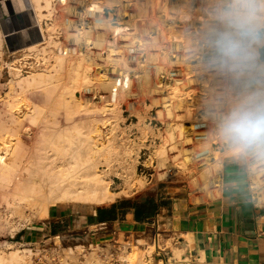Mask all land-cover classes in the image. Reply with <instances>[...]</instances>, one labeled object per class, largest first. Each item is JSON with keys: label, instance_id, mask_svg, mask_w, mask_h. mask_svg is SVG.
Wrapping results in <instances>:
<instances>
[{"label": "rangeland", "instance_id": "obj_1", "mask_svg": "<svg viewBox=\"0 0 264 264\" xmlns=\"http://www.w3.org/2000/svg\"><path fill=\"white\" fill-rule=\"evenodd\" d=\"M89 1L18 0L15 8L22 11L15 16L18 25L31 24L32 29L18 39L13 35V46L0 41V153L9 152L0 161V264H27L28 254L17 242L22 236L42 240L33 252L44 259L58 261L69 252L50 235L58 232L41 229L53 206L93 213L112 203L127 209L134 202H155L160 192L165 205L169 191L196 201L218 193L215 184L223 159L237 152L227 145L218 149L208 138L193 142L185 138L189 123L199 117L192 115L184 99L194 80L176 77H207L208 108L224 114H215L212 122L219 118L223 122L241 105L264 102V71L258 65L264 63V41L253 45L254 59L243 67L232 68L214 58L209 37L223 28L218 20L221 0H196L197 5L98 0L104 11L102 6L89 11ZM170 96L172 106L167 107ZM128 114L141 129L138 136L120 132ZM151 114L163 122V133L148 124ZM61 132L76 134L80 138L76 145L81 143L63 157L49 141ZM191 145L192 151L187 149ZM83 148L86 155L79 160ZM85 161H94L105 171L111 190L127 188L129 194L102 204L57 198L60 193L46 180L52 167ZM127 237L130 248H122V257H115L120 260L112 264H129L126 256L133 253L130 264H180L183 252L193 248L191 236L180 240L165 224L128 232L121 241ZM97 254L106 252L99 248ZM78 261L73 252L63 264Z\"/></svg>", "mask_w": 264, "mask_h": 264}, {"label": "crops", "instance_id": "obj_2", "mask_svg": "<svg viewBox=\"0 0 264 264\" xmlns=\"http://www.w3.org/2000/svg\"><path fill=\"white\" fill-rule=\"evenodd\" d=\"M5 1L0 0V41L13 46L11 32L22 25L15 15L8 14ZM249 179L246 156L230 153L223 159L221 185L214 197L196 201L169 191L165 196H169V204L165 205L160 192L155 211L148 216H137L136 212L147 200L134 202L127 209L112 203L97 207L93 213L53 206L41 229L75 230L105 220L113 230L105 237L108 239L124 238L128 232L141 231L150 224H165L180 240L192 237L194 247L189 250L188 264H264V202L252 199Z\"/></svg>", "mask_w": 264, "mask_h": 264}, {"label": "built area", "instance_id": "obj_3", "mask_svg": "<svg viewBox=\"0 0 264 264\" xmlns=\"http://www.w3.org/2000/svg\"><path fill=\"white\" fill-rule=\"evenodd\" d=\"M62 3H64L66 0H58ZM174 3H185V4H195L197 5L199 2L196 0H175ZM91 5V6H90ZM102 6V10L104 11V6L102 3L98 0H90L88 3V8L91 7L89 11H98V7ZM95 7V9H93ZM123 29V28H122ZM187 76V75H186ZM195 78L189 79V77L179 78L176 77V81H188L191 82L194 80V82L189 87L188 93L184 96V99L186 100L185 103L189 108L192 110V115L199 117L194 118L189 123V130L185 132L186 139L189 141H194L195 139L200 138H208L210 139L212 146L216 145L215 147L218 149L224 148L226 145H228V142L221 136L220 134V125L222 122H219L216 119V122H212L210 118L217 112L212 113L211 110L208 108V100H209V94H208V79L205 78L203 74L200 75H194ZM173 79V78H172ZM128 81V77L125 76V82ZM193 84H196L197 86H192ZM199 89L201 90V93H198V91H195ZM207 101V102H206ZM165 102L168 103L167 107L172 106L173 99L168 97ZM224 117L223 111L218 112L217 116ZM218 116V117H219ZM133 114H128L125 117V120L121 122L122 126V132L123 135H129L132 136H138L141 134L140 127L137 126V123L132 122ZM148 124H150L154 127V130H156L157 133H163V122L157 120L156 116L150 115L147 118ZM155 140V139H154ZM157 140V139H156ZM150 146L152 145L149 143ZM193 145L188 146L187 149L193 150ZM142 149H148V147L143 146ZM246 156L247 159V169L248 174L250 176L249 179V191L252 199H254L257 202H264V154L261 153H251L246 154L242 153ZM192 155V154H190ZM194 157V155H193ZM141 164V162H140ZM147 165V164H144ZM220 184H215V186H219ZM113 232L111 229L110 224L108 221H99L95 224L86 225L84 227L75 229V230H62L58 231V233H55V235L50 234L54 238H59L58 240L65 244V248L69 249L68 253L63 252V257L56 261V258L49 257V258H43L42 254L35 255V251L33 252L34 245L36 242L40 241H33V240H25L24 237H21L19 242V246H22L26 250V255L28 260L27 264H63L65 261L69 260V256L73 252H77L79 261L78 264H112L114 261H119L120 258L115 257H122L119 255V253L122 251V248H130V245L132 242L128 240V237L122 242L121 238H105ZM102 237V238H101ZM102 239V240H101ZM101 240V241H99ZM44 243L45 240L43 241ZM54 243L55 240H54ZM57 245V244H56ZM74 247V248H73ZM81 248V252H79L77 249ZM83 248V249H82ZM99 248H103L106 252V254H103L101 256H98V250ZM91 253V256L87 255L88 253ZM31 254V255H30ZM76 254V253H75ZM55 260V261H54Z\"/></svg>", "mask_w": 264, "mask_h": 264}, {"label": "clouds", "instance_id": "obj_4", "mask_svg": "<svg viewBox=\"0 0 264 264\" xmlns=\"http://www.w3.org/2000/svg\"><path fill=\"white\" fill-rule=\"evenodd\" d=\"M218 20L223 28L209 37L214 58L232 68L251 62L253 45L264 41V0H221ZM220 134L237 153L264 154V102L234 109Z\"/></svg>", "mask_w": 264, "mask_h": 264}, {"label": "bare ground", "instance_id": "obj_5", "mask_svg": "<svg viewBox=\"0 0 264 264\" xmlns=\"http://www.w3.org/2000/svg\"><path fill=\"white\" fill-rule=\"evenodd\" d=\"M90 9H91V7H90ZM93 9H95V7H93ZM254 50H255V52H257V47H255ZM58 58L60 60V57L58 56L57 61H58ZM258 65H259V69L264 71V63H258ZM259 93H260V91H259ZM71 106H72V104H70L68 102L67 107H71ZM74 127H75V125H74ZM74 129H76V128H74ZM74 133H76V132H74ZM77 133H78V131H77ZM79 134H81V133L79 132ZM68 135L69 134L61 132V133H56L54 135L55 138L53 136H52V138L50 137L51 140H49V141H51V143L55 145L56 151H60L61 156L64 153L66 154V150H68V149L72 150L73 148H76V149H77V147L80 148L81 143L79 146L76 145V143L79 144L80 138H77L76 134L70 135V136H68ZM91 137L92 136H90V138L87 137V139H89V141H90L92 139ZM75 138H77V139H75ZM82 140H84V139H82ZM67 143H69V144H67ZM52 147H54V146H52ZM67 152H69V151H67ZM234 152H236V151H234ZM7 153L9 154L8 149L7 150L5 149L4 153L3 152L0 153V161L6 160L5 159L6 157L4 155ZM68 154H70V153H68ZM80 154L81 155L77 156L79 158V160H80L81 156L83 158V156L86 155V150L84 149ZM70 156H74V154L73 155L70 154ZM75 156H76V154H75ZM57 157H59V156H57ZM65 158H66V155H65ZM73 164L74 165H71L70 167H65V168H60V169H56V165H58V164H56L54 167H52V171H50L47 174L48 176H47L46 180L50 184V189L52 191L57 190L60 193L59 196H57V198H63L64 200H67V201H81V202H87V203H92V204H102V203L113 201L117 197H120L122 195L127 196L129 194L130 191H128L129 189L127 190V188H124V189L121 188L120 191L111 190L110 179L109 180L107 179L108 175L106 176L105 171L98 169L97 164L94 161L93 162L92 161L91 162L85 161V162H81L79 164H75V163H73ZM77 167L79 168L78 170H77ZM72 168H75V170L73 171ZM69 169H72V170H69ZM48 170L49 169H47L46 171H48ZM221 171H222V169H221ZM44 176H45V174H44ZM123 178L125 179L126 176ZM129 180L130 179H128L127 181H129ZM124 182L126 183V181H124ZM131 184H132V182H131ZM193 247H194V244H193ZM183 253H184V254H182L183 256H181L182 257L181 262L183 264H188V261L191 258L190 255L188 254L189 251L185 250ZM126 255H128V253ZM150 255L152 256V254H150ZM132 256H133V258L136 257L135 253L130 255L128 258L130 259V257H132ZM128 258L126 256L125 260L127 262H129V264H130L131 261H129ZM149 259H152V258L149 257Z\"/></svg>", "mask_w": 264, "mask_h": 264}, {"label": "water", "instance_id": "obj_6", "mask_svg": "<svg viewBox=\"0 0 264 264\" xmlns=\"http://www.w3.org/2000/svg\"><path fill=\"white\" fill-rule=\"evenodd\" d=\"M18 0H6L4 2V4H6L7 6V9H8V14H13L15 16H19V14L22 13L21 9H17L15 8V3L17 2ZM23 10V9H22ZM20 11V12H19ZM28 29H32V25L29 24L27 26H24L22 25L21 27L19 28H16L15 30H13L11 33H14V37L16 36V38H21L22 36H24L25 34V31H27ZM22 44V43H21Z\"/></svg>", "mask_w": 264, "mask_h": 264}, {"label": "trees", "instance_id": "obj_7", "mask_svg": "<svg viewBox=\"0 0 264 264\" xmlns=\"http://www.w3.org/2000/svg\"><path fill=\"white\" fill-rule=\"evenodd\" d=\"M156 205L153 201H148L145 204L137 206V216L144 214L146 216L151 215L155 211Z\"/></svg>", "mask_w": 264, "mask_h": 264}, {"label": "flooded vegetation", "instance_id": "obj_8", "mask_svg": "<svg viewBox=\"0 0 264 264\" xmlns=\"http://www.w3.org/2000/svg\"><path fill=\"white\" fill-rule=\"evenodd\" d=\"M263 54H264V48H263Z\"/></svg>", "mask_w": 264, "mask_h": 264}]
</instances>
